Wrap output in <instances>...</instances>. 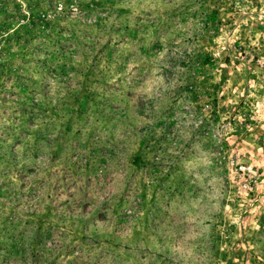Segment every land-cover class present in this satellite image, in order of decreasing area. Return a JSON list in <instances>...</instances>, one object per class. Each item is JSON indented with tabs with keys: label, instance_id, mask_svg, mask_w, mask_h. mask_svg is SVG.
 Wrapping results in <instances>:
<instances>
[{
	"label": "rangeland",
	"instance_id": "obj_1",
	"mask_svg": "<svg viewBox=\"0 0 264 264\" xmlns=\"http://www.w3.org/2000/svg\"><path fill=\"white\" fill-rule=\"evenodd\" d=\"M0 264H264V0H0Z\"/></svg>",
	"mask_w": 264,
	"mask_h": 264
}]
</instances>
